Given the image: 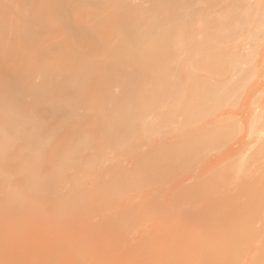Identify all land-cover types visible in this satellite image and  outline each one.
<instances>
[{"label": "bare ground", "instance_id": "obj_1", "mask_svg": "<svg viewBox=\"0 0 264 264\" xmlns=\"http://www.w3.org/2000/svg\"><path fill=\"white\" fill-rule=\"evenodd\" d=\"M0 264H264V0H0Z\"/></svg>", "mask_w": 264, "mask_h": 264}]
</instances>
